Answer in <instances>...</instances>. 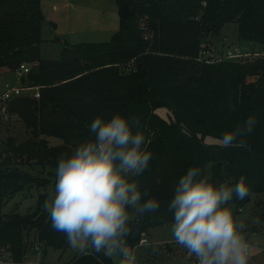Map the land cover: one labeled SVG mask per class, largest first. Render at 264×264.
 <instances>
[{"label": "trees", "instance_id": "1", "mask_svg": "<svg viewBox=\"0 0 264 264\" xmlns=\"http://www.w3.org/2000/svg\"><path fill=\"white\" fill-rule=\"evenodd\" d=\"M114 2L118 29L109 40H64L59 55L46 58L40 55V0H0V74L27 64L19 86L36 87L39 95L21 93L6 101L7 114L17 116L26 135L20 141L0 136V250L15 263H22L31 235L45 252L50 247L60 256L69 247L40 203L42 195L24 213H7L3 206L12 191L44 186L60 154L88 135V123L101 112L134 115L154 153L140 185L158 195L161 208L133 222L129 246L142 232L171 223L167 201L176 177L191 164L217 180L244 175L250 195L231 203L238 209L255 196L257 219L264 221V0ZM229 22L236 24L239 41L259 44L263 54L204 55ZM249 114L257 125L245 143L222 146V132ZM3 125L0 120V133ZM207 136L214 140L207 142ZM49 137L60 142L50 144ZM61 264L114 262L103 252L76 250Z\"/></svg>", "mask_w": 264, "mask_h": 264}, {"label": "clouds", "instance_id": "2", "mask_svg": "<svg viewBox=\"0 0 264 264\" xmlns=\"http://www.w3.org/2000/svg\"><path fill=\"white\" fill-rule=\"evenodd\" d=\"M135 121L119 110L95 115L88 135L57 158L54 192L45 204L53 228L65 233L72 249L117 254L119 264H138L127 242L133 222L161 208L158 195L140 185L154 153L146 130ZM256 125V115L249 114L223 131L219 143L243 145ZM249 195L244 175L217 180L191 164L176 177L167 201L171 235L194 264H250L256 245L248 236L249 222L231 206L234 198Z\"/></svg>", "mask_w": 264, "mask_h": 264}, {"label": "rangeland", "instance_id": "3", "mask_svg": "<svg viewBox=\"0 0 264 264\" xmlns=\"http://www.w3.org/2000/svg\"><path fill=\"white\" fill-rule=\"evenodd\" d=\"M40 7L43 14L40 27L43 41L40 44V54L43 57H57L61 41L65 40L69 43L107 41L118 29V12L114 0H40ZM56 37L57 40H55ZM235 45L244 53V59L257 53L263 54V51H259V44L238 40L236 24L233 22L225 23L222 26L220 36L212 40V50L203 52V54L212 58H223L227 49H231ZM21 77L22 75L19 76L15 71L10 70L0 74V120L4 124L3 128L7 127V130L2 131L0 136L14 135L17 141L24 139L26 133L17 116L7 114L5 107L8 99H3L1 93L8 86L21 85ZM32 92L33 89L22 90V93L32 94ZM157 112L162 116L166 115L164 108H158ZM48 139L50 144L60 142L56 137ZM205 140L211 142L214 138L207 136ZM53 171L52 174H45L47 180L43 181L44 184L46 183L44 186L27 185L12 191L3 206V211L9 213L14 209L24 213L31 210L36 206L37 198L40 195L43 197L40 203H50L55 183V170ZM231 206L234 214L246 218L249 222L248 236L256 245L250 264H264V221L259 220L261 223H255L257 220L255 196L238 209L232 203ZM147 233L145 235L149 242L145 244L144 248L138 247L140 245L137 246L138 264H194V257H191L182 246L171 239L173 237L170 224L152 227ZM44 249L45 247L31 235L22 263L13 262L8 252L3 249L0 250V257L7 261V264H61L72 257L76 251L69 246L59 256L58 250L48 247L45 252ZM116 255L113 254L112 257H116V264H119V258Z\"/></svg>", "mask_w": 264, "mask_h": 264}, {"label": "built area", "instance_id": "4", "mask_svg": "<svg viewBox=\"0 0 264 264\" xmlns=\"http://www.w3.org/2000/svg\"><path fill=\"white\" fill-rule=\"evenodd\" d=\"M244 53L241 52V49L238 46H233V48L231 49H227V51L225 52V55H223V58H233V59H238L240 56H242ZM26 71H28V65L25 63H21L19 65V67L15 70V73L17 75H22L23 73H25ZM33 89L32 92V96L34 97H38V91L36 87H22L19 85H11L8 86L6 88H4V90L1 93V97L3 99H10L12 97H15L19 94L22 93L23 89ZM148 239L145 235V232L141 233V237L138 240V244L134 245L133 248L135 249L138 245H142V244H146L148 243ZM0 264H7V261H5L3 258L0 257Z\"/></svg>", "mask_w": 264, "mask_h": 264}, {"label": "crops", "instance_id": "5", "mask_svg": "<svg viewBox=\"0 0 264 264\" xmlns=\"http://www.w3.org/2000/svg\"><path fill=\"white\" fill-rule=\"evenodd\" d=\"M222 29V28H221ZM237 46V45H236ZM59 53H60V49H58V52H57V55H59ZM41 55V54H40ZM41 57H43V56H41ZM47 58V57H46ZM169 224H171V223H169ZM166 225V224H165ZM146 234H148V233H146ZM148 236V235H147ZM148 238H149V236H148ZM152 239V238H151ZM171 239H173L174 240V238H171ZM154 241V240H153ZM157 241H159V240H157ZM160 241H163V240H160ZM144 246H145V244H142V245H140V246H138V247H143L144 248ZM138 247L136 248V252H137V250H138ZM138 254H139V252H138ZM117 256V255H116ZM111 258H112V260H113V262H114V264H116V257H112L111 256ZM118 258H119V260H120V257H119V255H118Z\"/></svg>", "mask_w": 264, "mask_h": 264}]
</instances>
